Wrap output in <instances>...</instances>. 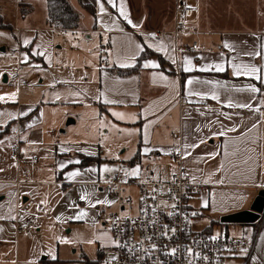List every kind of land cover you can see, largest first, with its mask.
<instances>
[{
    "label": "crops",
    "instance_id": "0c3cea01",
    "mask_svg": "<svg viewBox=\"0 0 264 264\" xmlns=\"http://www.w3.org/2000/svg\"><path fill=\"white\" fill-rule=\"evenodd\" d=\"M181 1L191 5V14L183 19L184 32L174 36L171 31L178 20L175 7ZM33 2L19 1V11L20 3L25 4L23 8L27 10L24 16L21 12L19 15L23 19L30 18L31 22ZM69 2L80 15L79 26L61 29L48 24L46 8L42 25L38 26L40 32L35 31L34 40L38 33L50 38L60 31L99 36L100 61L94 67V75L86 80L97 85L94 103L101 110H107L116 121L135 126L136 150L129 163L134 164L132 160L138 153L135 163L147 157L151 168L141 170L138 175L151 174L155 178L163 171H176L181 165L196 186L191 195V207L217 218L202 231L213 232L212 226H216L219 230L225 229L224 233H218L253 243L250 251L239 247L227 252L225 264H264V210L252 221L220 220L248 210L258 191L264 189V0ZM82 3L89 4L92 12ZM33 36H21V49L33 60H42L39 53L32 51ZM193 42H196V51L191 49ZM145 48L153 53L140 61L138 69L127 75L112 72L113 68L135 65ZM254 52L260 55H249ZM188 61H191V70L185 71ZM218 64L224 71L215 70ZM245 64L257 68L256 76L233 74L234 65ZM251 87L260 91L254 93ZM181 97L186 100L183 105L179 103ZM205 103L214 106H205ZM244 104L251 107H240ZM33 107V104L0 103V134L7 131L9 135L5 138L16 137L21 160L16 162L12 158L17 165L25 161V152L28 154L31 150L25 146L21 149L20 136L24 135L29 146L44 147L41 110L39 116V111ZM127 113L129 119L125 116ZM7 124L9 127L5 129ZM49 145L45 147L43 162L38 163L39 159L34 157L27 170L21 172L16 166L13 178L0 177V190L6 186L12 188L8 202L0 203V264L57 261L58 248L52 258L40 259L45 252L40 237L44 226L49 225L47 222L43 226L40 221L29 233L15 234V221H26L40 213L58 225L64 219L61 211L67 209L68 185L86 182L102 186L99 179L81 178L88 174L89 165L99 162L83 166L80 163L82 156H100V146L60 138L51 140ZM56 196L59 199L50 209V202ZM20 197L23 202H30L27 213L22 216ZM2 199L6 196H0ZM99 200L95 197V216L99 213ZM106 205L111 208L109 214L115 211L114 200ZM84 260L88 259H82L86 263Z\"/></svg>",
    "mask_w": 264,
    "mask_h": 264
},
{
    "label": "rangeland",
    "instance_id": "374dc122",
    "mask_svg": "<svg viewBox=\"0 0 264 264\" xmlns=\"http://www.w3.org/2000/svg\"><path fill=\"white\" fill-rule=\"evenodd\" d=\"M19 1L0 0V21L10 25L8 28H0V97L3 98L0 103L21 106L33 104L36 111L41 110L44 147L38 144L29 146L24 135L20 136L21 149L25 146L31 150L28 154L25 152V161L17 165L11 156L16 137L12 140L5 138L9 134L2 131L0 177L13 178L16 166H19L21 172L27 170L32 166L34 157L39 159L38 163L43 162L45 147L49 148V142L55 138L71 143L95 144L102 148V160L89 165L86 171L88 174L81 176L84 179L105 181L115 173L121 174L123 178H135L141 170L151 168L147 157H141L138 163H129L136 150L135 126L114 120L107 110H101L94 103L97 85L86 79H91L94 67L100 61L99 36L60 31L50 38L38 33L37 40H34L35 31L40 32L38 26L42 25L41 21L46 14L45 0H34L32 22L30 18L23 19L19 15ZM24 34H34L30 40L34 42L32 51L36 55L39 53L42 60H33L25 49H21V36ZM20 66L22 69L18 72ZM21 82H25L26 86L19 88ZM37 114L40 116V111ZM125 116L129 119L128 113ZM36 148H41L42 151ZM133 170H136V175L130 174ZM99 187L102 191L98 190ZM11 189L6 186L0 190V196H6L0 203L8 202ZM66 189L70 190L67 209L61 211L64 219L58 222V225L38 213L43 226L45 222L49 224L44 226L40 237L45 246V252L41 254L40 259L52 258L58 248V260L50 264H87L82 261L83 258L101 264L99 251L112 242L107 223H102L109 219L111 208H108L106 203L113 202V193H109L107 186L86 182L68 185ZM126 192L131 195L132 200L136 199L137 191L133 187L125 188ZM95 197L100 199L97 216ZM20 198L22 216L27 213L30 202H23L22 197ZM58 199L56 196L51 200L50 209L55 207ZM191 210L194 217L192 226L196 231L207 229L216 222L217 218L206 212L201 214L200 210ZM212 231L224 233L225 229L219 230L212 226Z\"/></svg>",
    "mask_w": 264,
    "mask_h": 264
},
{
    "label": "built area",
    "instance_id": "2783aa9c",
    "mask_svg": "<svg viewBox=\"0 0 264 264\" xmlns=\"http://www.w3.org/2000/svg\"><path fill=\"white\" fill-rule=\"evenodd\" d=\"M178 17L174 36L184 32L183 19L191 14L188 2L175 7ZM191 49L196 51V42ZM22 67L18 68V72ZM21 82L20 86H25ZM181 105L185 98L179 99ZM205 106L213 107L212 103ZM179 159V156L175 154ZM12 157L21 160L18 141ZM113 193L116 206L107 220L112 242L100 249L101 264H225V254L239 247L251 250L253 243L215 232L196 231L192 226L193 213L190 198L195 184L191 176L179 165L176 171H163L158 178L151 174L123 178L115 173L100 183ZM133 187L137 197L125 188ZM262 214V213H261ZM263 216L260 221H262ZM40 222L38 216L14 223V233H29ZM214 238V239H213ZM175 250V251H173Z\"/></svg>",
    "mask_w": 264,
    "mask_h": 264
},
{
    "label": "trees",
    "instance_id": "16d2710c",
    "mask_svg": "<svg viewBox=\"0 0 264 264\" xmlns=\"http://www.w3.org/2000/svg\"><path fill=\"white\" fill-rule=\"evenodd\" d=\"M46 1V8H47V17L46 21L50 25H55L57 27H60L61 29H75L79 26V19L80 15L78 11L74 9V7L70 4L69 0H45ZM80 1V0H78ZM25 4L20 3V12L21 15L24 16L27 13L26 8H23ZM82 6L92 12V7L89 4H83ZM30 7V6H29ZM10 25L3 23L0 21V28H8ZM153 53L152 50H149L145 48L140 56L138 57V60L135 65L132 67L127 68H113L112 72L119 74V75H127L132 73L134 70L138 69L139 63L142 59L148 57ZM9 127V124L5 126V129ZM139 159V153L137 156L132 160V163H135L136 160ZM101 158L99 155H87L82 156L81 165L87 164L89 162H100ZM207 231V230H206ZM88 264H97L94 261L84 260Z\"/></svg>",
    "mask_w": 264,
    "mask_h": 264
},
{
    "label": "snow or ice",
    "instance_id": "6c2138e0",
    "mask_svg": "<svg viewBox=\"0 0 264 264\" xmlns=\"http://www.w3.org/2000/svg\"><path fill=\"white\" fill-rule=\"evenodd\" d=\"M109 3H112V0H109ZM115 6V5H114ZM104 9H103V7L101 8V11H103ZM120 11H121V13L123 14L124 13V8H123V6H121V8H120ZM225 47H227V45H225ZM249 55H260V53L259 52H254V53H249ZM146 67L147 66H149V65H145ZM151 67H157V65H155V64H151L150 65ZM234 67V72H233V74L234 75H237V76H239V75H247V76H256V74H257V68L255 67V66H249V65H247V64H245V65H243V66H240V65H234L233 66ZM184 70L185 71H190L191 70V61H188L186 64H185V67H184ZM204 70H206V69H204ZM215 70L216 71H224V68H223V66L222 65H215ZM188 83L189 84H191L192 83V81L190 80V81H188ZM250 90L252 91V92H258V91H260V89H258V88H256V87H251L250 88ZM0 99H3L2 97H0ZM240 107H251V105H249V104H244V105H240ZM222 134V133H221ZM146 151H147V149H146ZM61 167H63V165H61ZM105 171H108V169H105ZM131 175H136V170H133L131 173H130ZM84 197H81V199H83ZM98 203H99V201H98ZM77 218H79V217H77ZM214 239V238H213ZM173 251H175V250H173Z\"/></svg>",
    "mask_w": 264,
    "mask_h": 264
},
{
    "label": "water",
    "instance_id": "95a60500",
    "mask_svg": "<svg viewBox=\"0 0 264 264\" xmlns=\"http://www.w3.org/2000/svg\"><path fill=\"white\" fill-rule=\"evenodd\" d=\"M264 210V189L258 191L248 210L229 214L220 218L222 222L252 221Z\"/></svg>",
    "mask_w": 264,
    "mask_h": 264
}]
</instances>
